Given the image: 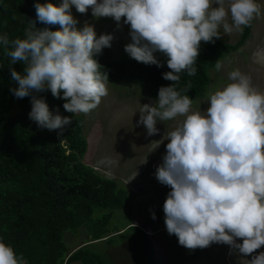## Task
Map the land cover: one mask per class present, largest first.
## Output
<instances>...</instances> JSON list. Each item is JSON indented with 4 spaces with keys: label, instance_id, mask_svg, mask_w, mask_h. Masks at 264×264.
I'll use <instances>...</instances> for the list:
<instances>
[{
    "label": "clouds",
    "instance_id": "1",
    "mask_svg": "<svg viewBox=\"0 0 264 264\" xmlns=\"http://www.w3.org/2000/svg\"><path fill=\"white\" fill-rule=\"evenodd\" d=\"M214 4L216 6H214ZM91 8L96 18L112 17L130 25L131 43L125 46L137 62L163 67L155 53L166 56L171 71L163 78L173 81L159 89L157 103L143 104L140 120L147 135L159 132L158 121L185 116L184 122L167 133L169 142L155 177L169 186L163 209L169 234L188 249L205 248L213 242L228 244L247 256L264 246V94L254 91L250 77L238 69L229 74L233 82L210 96L204 113L189 114L192 100L181 95L176 84L179 73L193 66L201 41L215 42L220 29L230 33L235 27L250 26L260 6L256 0H233L226 9L224 0H63L59 6L35 4L37 18L60 29H25V38L9 40L0 35L4 55L9 60L16 98L31 95L29 118L40 128L60 129L71 116L53 114L38 94L50 89L65 100L63 108L73 114H87L108 94L106 71L94 58L111 47L114 34L97 38L94 24L83 28L71 12ZM231 16L232 24L227 22ZM20 62L23 72L11 65ZM0 67H3L0 64ZM222 65L215 63L217 71ZM61 92L63 96L61 97ZM111 163V161H109ZM155 219V213H153ZM242 239V243L238 242ZM0 264H22L14 248L0 240ZM249 264H264V252L252 256Z\"/></svg>",
    "mask_w": 264,
    "mask_h": 264
},
{
    "label": "trees",
    "instance_id": "2",
    "mask_svg": "<svg viewBox=\"0 0 264 264\" xmlns=\"http://www.w3.org/2000/svg\"><path fill=\"white\" fill-rule=\"evenodd\" d=\"M52 0H0V35L7 33L9 40L25 38V29L34 22L37 30H58V24L39 21L35 4ZM250 26H242L237 42H215L200 45V54L193 65L195 75L187 70L179 73L177 90L190 99L198 97L209 83V70L223 54L239 50L247 40ZM100 71L108 73L107 82H134L150 97L158 99L161 86L173 81L163 78L171 71L167 60L158 58L163 67L137 62L131 57L115 59L109 47L95 54ZM10 58L4 55L0 44V240L11 245L22 264H106L103 255L89 248L94 240L111 241L108 222L115 209L124 208L129 192L114 178L98 174L84 162L87 139L82 134V117L65 111V100L54 97L50 89L39 93L50 111L71 116L72 122L60 129L40 128L29 118L31 95L16 98L11 88ZM11 67L23 72L24 65L17 62ZM63 92H61V97ZM16 108L14 113L10 110ZM95 209H106L94 216ZM84 226L90 238L73 251L67 252L62 241L66 229ZM135 227L143 241L147 236ZM147 264H160L148 249Z\"/></svg>",
    "mask_w": 264,
    "mask_h": 264
},
{
    "label": "rangeland",
    "instance_id": "3",
    "mask_svg": "<svg viewBox=\"0 0 264 264\" xmlns=\"http://www.w3.org/2000/svg\"><path fill=\"white\" fill-rule=\"evenodd\" d=\"M232 2L224 0L225 8H230ZM256 2L260 12L252 20L247 40L239 50L222 55L219 71L216 68L209 70V83L198 97L192 99L189 114L204 113L210 106V96L232 83L229 74L237 69L250 77V86L254 91L264 94V0ZM52 3L59 6L63 0H52ZM71 12L79 22L77 28H83L88 22L94 24L97 38L104 33L114 34L109 47L113 58L130 57L125 51V46L131 43L130 25L123 23L125 18L120 22L112 17L96 18L91 8L82 14L74 5L71 6ZM226 19L231 25L230 13ZM220 33L218 39L235 43L241 30L233 27L230 33H224L221 28ZM206 43L201 41V45ZM155 55L163 61L168 59L159 52ZM105 83L108 94L101 98L100 104L87 114H75L84 120L82 134L88 145L83 160L98 174L114 178L119 185L125 186L129 200L124 208L111 213L107 225L111 241L105 238L94 240L89 248L102 254L106 264H147L149 247L160 264H249L252 256L264 252V246H261L254 253L244 256L230 245L218 242L205 248L188 249L179 244L175 234L168 233L163 206L171 188L162 185L156 179L155 172L166 154L169 142L167 133L179 127L186 117L178 115L165 122L158 121L159 132L148 136L145 126L139 123V111L143 104L155 105L157 99L147 95L134 82ZM15 111V107L10 110L11 113ZM105 211L108 210L95 209L93 215ZM153 213L155 219L152 218ZM131 225L137 226L147 236V240L143 241L138 230ZM152 230L153 234L148 233ZM89 238L84 226L66 229L62 233L67 252L88 243L86 240ZM238 242L242 243V239L238 238Z\"/></svg>",
    "mask_w": 264,
    "mask_h": 264
},
{
    "label": "bare ground",
    "instance_id": "4",
    "mask_svg": "<svg viewBox=\"0 0 264 264\" xmlns=\"http://www.w3.org/2000/svg\"><path fill=\"white\" fill-rule=\"evenodd\" d=\"M148 233H150V234H153V233H154V231L152 230V231H149Z\"/></svg>",
    "mask_w": 264,
    "mask_h": 264
}]
</instances>
